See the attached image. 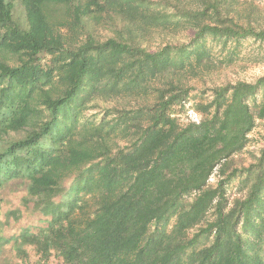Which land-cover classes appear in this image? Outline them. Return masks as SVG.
I'll use <instances>...</instances> for the list:
<instances>
[{"label":"trees","instance_id":"obj_1","mask_svg":"<svg viewBox=\"0 0 264 264\" xmlns=\"http://www.w3.org/2000/svg\"><path fill=\"white\" fill-rule=\"evenodd\" d=\"M21 3L23 21L0 0V187L20 180L46 224L0 237L6 263L264 264V147L248 167L231 165L264 118V75L212 85L199 122L174 115L191 102L193 77L218 66L208 38L264 42V5ZM180 29L193 35L155 50L142 42ZM92 102L113 106L82 120ZM244 173L247 192L230 200L227 183Z\"/></svg>","mask_w":264,"mask_h":264},{"label":"rangeland","instance_id":"obj_2","mask_svg":"<svg viewBox=\"0 0 264 264\" xmlns=\"http://www.w3.org/2000/svg\"><path fill=\"white\" fill-rule=\"evenodd\" d=\"M15 6L16 17L24 20V7L21 0H11ZM264 5V0H257ZM168 32V31H167ZM105 34V33H104ZM175 41H187L193 35L192 30H181L176 33H168L164 35L159 31L153 30L149 33L142 42L149 49L155 50L165 44L170 36ZM208 47L212 49L213 60L217 63V67L210 73L205 74V77H193L191 83L194 88L190 91L191 102L185 107L176 106L174 108V115L178 118L180 124L185 125L189 122H199L203 113L199 110L196 104L205 105L212 99L211 86L215 84L226 83L228 81L246 80L254 81L261 75H264V42L254 40L253 38L245 39L242 41H232L226 47L222 42L208 38L206 41ZM44 62L49 61V57L44 56ZM263 93L257 96V101H260ZM254 100H252V103ZM92 102L83 113L82 120H90L99 122L103 115L106 114V107L113 106V102L95 105ZM21 133H12L5 139L9 140L13 137H21ZM249 141L241 152L234 156L231 163L233 167L243 168L248 167L251 163L255 162L260 154L261 149L264 147V118H257L256 125L248 134ZM218 166L209 179V184L216 185L219 179ZM246 173L234 178L231 182L227 183V192L230 195V200L235 196L244 195L250 186L251 179L246 178ZM68 181L65 182L67 186ZM25 187L21 184L20 180H12L0 187V237L9 238L17 236L22 229L29 225L42 224L45 225L46 221L43 216L33 212L31 205L28 206L24 202ZM194 195L186 196L188 200H192ZM212 214H209V217ZM42 218V219H41ZM175 223V218L170 222L169 228ZM7 245L6 243L2 244ZM0 250V264L6 263V251L3 253ZM10 251V250H9ZM264 253V252H263ZM9 258V257H8ZM38 258L32 252L31 260L34 261ZM31 262V261H30ZM52 263V262H51Z\"/></svg>","mask_w":264,"mask_h":264}]
</instances>
